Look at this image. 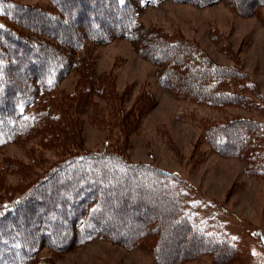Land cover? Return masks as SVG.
I'll list each match as a JSON object with an SVG mask.
<instances>
[{
  "label": "trees",
  "instance_id": "1",
  "mask_svg": "<svg viewBox=\"0 0 264 264\" xmlns=\"http://www.w3.org/2000/svg\"><path fill=\"white\" fill-rule=\"evenodd\" d=\"M43 1L0 0V143L39 137L42 148L60 151L37 174L33 162L0 164V264H55L57 255L96 236L148 251L157 264H184L206 254L217 263L242 257L240 241L205 211L193 185L172 171L132 161L123 147L86 149L79 122L93 99H103L110 117L104 126L128 142L126 130L142 101H153L144 93L133 109L117 111L128 94L116 91L112 74L93 79L87 56L92 45L127 39L158 67L161 86L175 97L263 114L264 94L244 65L220 64L181 33L139 20L144 7L164 0ZM171 1L206 7L224 0ZM226 1L241 15L264 10V0ZM72 72L79 74L74 94L56 96ZM202 128L214 153L242 160L249 174L264 180V121L206 119ZM7 173L24 180L8 187ZM45 248L51 255L40 257Z\"/></svg>",
  "mask_w": 264,
  "mask_h": 264
},
{
  "label": "rangeland",
  "instance_id": "2",
  "mask_svg": "<svg viewBox=\"0 0 264 264\" xmlns=\"http://www.w3.org/2000/svg\"><path fill=\"white\" fill-rule=\"evenodd\" d=\"M16 1L29 5L45 3L43 0ZM138 17L146 26L181 33L220 64L239 61L264 94V10L241 15L226 0L206 7L164 0L144 7ZM87 56L92 58L95 81L102 75L112 74L116 91L128 94L125 104L116 107L117 111L133 109L141 96L142 100L146 98L144 93H150L153 101L141 100L144 107L132 128L126 130L127 142L110 125L104 126L102 121H110L108 104L103 99H93L90 111L80 115L84 147L88 150L123 147L134 162H148L176 173L197 189L206 204L205 211L220 219L226 231L243 246L242 257L232 262L217 263L206 254L184 264H264V180L249 174L242 160L214 153L203 138L202 128L206 119L223 121L245 116L264 121V113H249L239 107L215 109L175 97L161 86L158 67L142 58L127 39L92 45ZM78 82L79 74L70 73L60 82L55 95L59 91L74 94ZM39 142L40 138L35 137L25 143H0V164L4 165L7 159L33 162L34 173L42 172L50 162L58 160L60 151L44 149ZM22 180L18 173L6 174L8 187L18 186ZM50 255L47 248L39 254L40 257ZM54 262L157 264L148 251L125 248L100 236L57 255Z\"/></svg>",
  "mask_w": 264,
  "mask_h": 264
}]
</instances>
